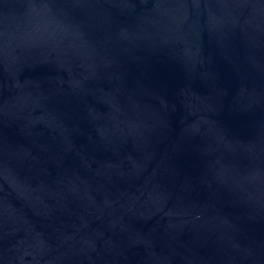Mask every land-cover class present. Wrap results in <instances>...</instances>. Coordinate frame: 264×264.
Returning <instances> with one entry per match:
<instances>
[{
  "label": "water",
  "instance_id": "water-1",
  "mask_svg": "<svg viewBox=\"0 0 264 264\" xmlns=\"http://www.w3.org/2000/svg\"><path fill=\"white\" fill-rule=\"evenodd\" d=\"M0 264H264V0H0Z\"/></svg>",
  "mask_w": 264,
  "mask_h": 264
}]
</instances>
